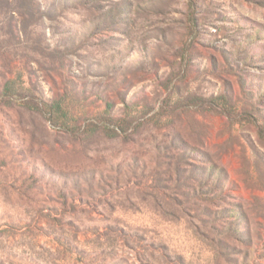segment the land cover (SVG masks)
I'll return each mask as SVG.
<instances>
[{"label":"rangeland","instance_id":"obj_1","mask_svg":"<svg viewBox=\"0 0 264 264\" xmlns=\"http://www.w3.org/2000/svg\"><path fill=\"white\" fill-rule=\"evenodd\" d=\"M0 264H264V0H0Z\"/></svg>","mask_w":264,"mask_h":264},{"label":"trees","instance_id":"obj_2","mask_svg":"<svg viewBox=\"0 0 264 264\" xmlns=\"http://www.w3.org/2000/svg\"><path fill=\"white\" fill-rule=\"evenodd\" d=\"M46 106V105H45ZM48 108H52V106H49Z\"/></svg>","mask_w":264,"mask_h":264}]
</instances>
